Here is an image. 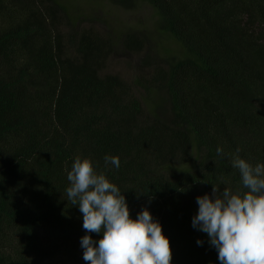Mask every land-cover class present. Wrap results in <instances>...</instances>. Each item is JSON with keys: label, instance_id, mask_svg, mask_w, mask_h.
<instances>
[{"label": "trees", "instance_id": "16d2710c", "mask_svg": "<svg viewBox=\"0 0 264 264\" xmlns=\"http://www.w3.org/2000/svg\"><path fill=\"white\" fill-rule=\"evenodd\" d=\"M49 1L70 40H85L76 60L60 58L53 17L37 0H0V264H88L83 216L66 194L77 156L116 184L133 219L146 207L161 223L172 264H220L192 226L196 197L212 184L244 190L232 157L239 147L241 158L264 164V121L213 87L244 84L237 70L248 69L264 90V0ZM196 14L205 36L190 28ZM85 22L105 39L81 30ZM100 42L115 57L157 54L165 65L146 61L150 75L134 67L128 91L118 76L101 75ZM180 71L197 94L192 108L180 103ZM137 103L144 109L133 117ZM180 123L189 129L184 156L170 145ZM233 123L248 134L232 132ZM106 155L119 157V169Z\"/></svg>", "mask_w": 264, "mask_h": 264}, {"label": "clouds", "instance_id": "9594fccd", "mask_svg": "<svg viewBox=\"0 0 264 264\" xmlns=\"http://www.w3.org/2000/svg\"><path fill=\"white\" fill-rule=\"evenodd\" d=\"M232 166L239 170L242 189L212 184L211 194L196 197L193 228L207 234L220 264H264V164L253 165L239 156ZM218 155H224L217 148ZM105 165L120 167L118 156L104 157ZM67 201L79 207L86 235L80 239L88 264H172L170 240L162 225L145 207L133 219L116 184L97 172L92 159L77 156L67 172ZM91 233L100 234L98 241ZM202 245V240H197Z\"/></svg>", "mask_w": 264, "mask_h": 264}, {"label": "rangeland", "instance_id": "374dc122", "mask_svg": "<svg viewBox=\"0 0 264 264\" xmlns=\"http://www.w3.org/2000/svg\"><path fill=\"white\" fill-rule=\"evenodd\" d=\"M42 7L47 10L53 17V22L55 30L58 35L57 42V53L61 59L76 60L81 55V42L85 40L77 37L74 38L73 42L69 37V30L67 29L65 22L63 21L59 10L49 1V0H37ZM190 28L198 36H205L208 34V28L205 23L204 18L201 15L196 14L195 16L189 18L188 20ZM81 30H87L93 34H97L105 39L104 31L101 30L100 26L93 24L91 22H85ZM100 46L104 49V60L100 65L101 75H114L118 76L125 85V89L128 91H133L132 80L134 76V67L138 74H147L150 75L154 73L153 67L148 68L145 65L146 61L155 63H160L165 65L163 61H157V54L152 55V59L145 60L143 58V53H134L132 58H120L115 57L107 49V46H104V43L100 42ZM237 75L245 81L244 84L238 85H216L213 89L216 92H219L221 95L235 100L236 102L243 105L245 108L252 111L257 117L264 121V90L257 84L256 76L250 70H237ZM175 87L179 91L180 103L185 108H192L197 99V94L194 90V87L186 75L180 71L175 79ZM142 90V89H141ZM143 106L137 103L138 112L132 113L133 117L140 116L142 114ZM135 112V109H134ZM185 124H179L178 126H173L175 130V139L170 143V145L177 144V150L175 149V154L185 155L189 150V129L185 127ZM231 131L239 135H246L248 131L236 124L233 123L230 127ZM163 134L166 135L164 132ZM173 148V147H172ZM171 156V153H168Z\"/></svg>", "mask_w": 264, "mask_h": 264}]
</instances>
